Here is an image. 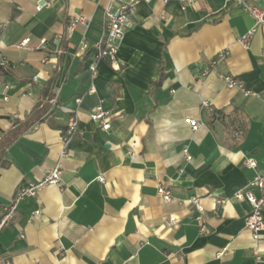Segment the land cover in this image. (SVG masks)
Wrapping results in <instances>:
<instances>
[{
    "label": "crops",
    "instance_id": "1",
    "mask_svg": "<svg viewBox=\"0 0 264 264\" xmlns=\"http://www.w3.org/2000/svg\"><path fill=\"white\" fill-rule=\"evenodd\" d=\"M47 1L0 0V57L8 64L0 70V137L30 116L56 76L41 120L6 150L0 217L21 185L57 165L62 171L59 185L19 203L0 232V264H256L257 251L264 264V231L253 237L250 204L233 197L264 170V22L245 48L240 38L254 20L238 1L139 0L115 61H97L80 46L103 38L109 0H53L38 9ZM78 14L91 20L70 30ZM221 51L226 57L210 67ZM99 107L111 113L108 129L91 118ZM72 116L79 128L65 142ZM161 184L173 200L158 195ZM193 196L204 207L200 221Z\"/></svg>",
    "mask_w": 264,
    "mask_h": 264
},
{
    "label": "built area",
    "instance_id": "2",
    "mask_svg": "<svg viewBox=\"0 0 264 264\" xmlns=\"http://www.w3.org/2000/svg\"><path fill=\"white\" fill-rule=\"evenodd\" d=\"M139 0H109L108 5L104 10V36L98 42L93 44L87 43L86 41L81 42L80 50L81 52H86V50L92 48L93 58L97 61L108 60L115 61L116 51H117V42L124 36L127 27L132 21L133 14L135 12L136 4ZM189 2H196L200 0H187ZM242 4L245 10L251 15L254 20V25L240 38L241 44L248 48L251 44L252 38L261 24L264 22V6L258 5L254 2L248 0H235ZM264 1V0H263ZM53 0H48L44 2L42 6H38L40 9L43 6H50ZM90 17L84 14L76 15L69 24V29L74 30L78 26H86L90 22ZM4 25L0 27L1 30ZM30 38L27 37L20 42V46L25 47L29 44ZM50 41L46 38L40 41L42 47H46ZM227 55V51H221L217 59L213 60L210 63V67L217 65L219 61L224 59ZM0 65H8L4 57H0ZM45 58L43 61H46ZM91 71L94 73L96 67L91 66ZM208 69L205 71L207 72ZM225 80L226 84L230 88H235L240 90L245 96H259V93L249 87L240 79L231 76V75H221ZM205 106H208L213 114L214 121H218L222 118V113L211 108L208 102L204 103ZM92 120L96 125L102 129H108L111 126L110 118L111 113L102 109L101 107L96 108L91 114ZM200 124L192 125V129H198ZM79 120L76 116L69 118L67 127L65 142L69 141V138L78 130ZM244 132L241 129H238L235 132V136L241 138ZM183 152L186 155V160H192V155H190L187 147L183 149ZM63 154H66L65 152ZM244 164L250 168H257V161L252 157H247ZM62 171L59 165L51 169L43 179L32 182L29 184L21 185L11 202L7 205L4 214L0 217V232L11 224L16 216L19 203L26 197L36 196L37 193L48 184L59 185L61 182ZM100 181H104V177L99 178ZM157 193L165 201H171L175 197L172 192L164 187L162 184L159 185ZM233 197L239 201H247L250 204V210L246 218V228L249 229L255 239H258L262 236L264 231V170L257 171L255 176L249 180L246 184L237 188ZM190 201L195 205L196 209L199 211L197 219L200 221L203 217L204 207L201 204V199L198 196H193L190 198ZM226 199H219L218 202H225ZM176 219L174 217L170 218L169 222L171 224L175 223ZM260 254L256 252V264H259ZM4 264H12L9 261H5Z\"/></svg>",
    "mask_w": 264,
    "mask_h": 264
},
{
    "label": "trees",
    "instance_id": "3",
    "mask_svg": "<svg viewBox=\"0 0 264 264\" xmlns=\"http://www.w3.org/2000/svg\"><path fill=\"white\" fill-rule=\"evenodd\" d=\"M64 44L61 43V49L63 48ZM0 70H3V66L0 65ZM162 75L159 78V82L161 83ZM56 81V76H53L44 86L42 91V96L44 97L41 100L33 111L31 112L30 116L25 121L15 120L12 124V127L0 137V170L4 167L8 166V162L5 158L7 148L23 133H25L31 126H33L36 122L40 121L42 115L46 112L47 107L45 101H49L52 99V90Z\"/></svg>",
    "mask_w": 264,
    "mask_h": 264
}]
</instances>
